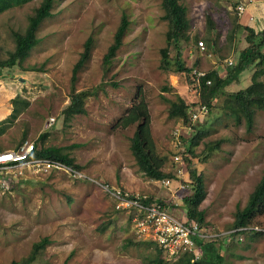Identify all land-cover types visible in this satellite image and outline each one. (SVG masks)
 Masks as SVG:
<instances>
[{
	"label": "rangeland",
	"instance_id": "374dc122",
	"mask_svg": "<svg viewBox=\"0 0 264 264\" xmlns=\"http://www.w3.org/2000/svg\"><path fill=\"white\" fill-rule=\"evenodd\" d=\"M41 1L28 0L0 13V58H6L14 48L13 32H24ZM257 1L264 9V2ZM180 3L186 7L189 22L187 40L180 44L184 63L197 71L223 73L225 64H234L239 51L247 46V30L238 22L231 1ZM50 11L36 30L38 43L28 56L0 70V104L4 105H0V120H7L11 113L10 98L19 95L28 101L17 117L4 125L0 149L16 148L25 140L34 143L47 130L43 145L61 147L79 170L95 181L54 171L0 193V264L28 256L32 244L45 236L49 243L36 259L43 264H149L154 245L137 243L140 239L127 214L115 210L101 183L170 200L168 188L138 170L129 148L135 125H115L132 104L137 87L141 88L156 151L168 156L163 170L172 169L170 134L179 121L168 117L165 98L180 95L187 102H196L198 96L182 74H170L159 67L168 29L161 0H53ZM123 14L128 27L107 67L103 57ZM89 36L93 39L91 55L75 82L77 91L90 92L84 103L86 113L65 119L62 111L70 101L72 67ZM200 40L204 49L198 47ZM175 51L171 45L170 55ZM253 70L242 71L218 95L207 116L194 124L205 129L194 149V162L206 189L199 206L205 216L202 225L209 233L223 237L219 244L225 264H264V234L253 236L246 231L225 238L232 232L235 210L245 205L264 170V111H255L248 129L243 117L237 123L225 108L231 92L251 83ZM258 79L264 81V72ZM168 85L172 89L162 91ZM50 118L54 121L47 125ZM183 135L187 137L189 129H184ZM216 142V149L209 151ZM175 185L174 180L171 190ZM179 199L171 200L181 205L169 207V211L185 221V208ZM253 224L255 229L264 230V214Z\"/></svg>",
	"mask_w": 264,
	"mask_h": 264
},
{
	"label": "trees",
	"instance_id": "16d2710c",
	"mask_svg": "<svg viewBox=\"0 0 264 264\" xmlns=\"http://www.w3.org/2000/svg\"><path fill=\"white\" fill-rule=\"evenodd\" d=\"M27 1L28 0H0V13L11 7L20 6ZM52 4L53 0H42L35 8L34 13L29 16L28 24L24 32H13L14 48L8 52L6 58H0V70L2 68H11L21 63L28 56L30 50L38 43L36 30L39 24L51 15L50 10ZM161 5L164 10L162 18L168 21V29L165 33L166 45L160 49L161 59L159 67L164 72L170 74H182L185 78V82L198 96V101L196 102H187L180 95H176L175 99L165 98L169 104L168 117L187 124L190 122L188 114L189 106L202 103L205 104L210 111L211 108L215 106V100L218 95L223 92L224 88L237 80L242 71L253 67L254 70L251 75V83L243 89L231 92L225 99V108L231 111L230 113L234 116L236 122L239 123L243 117L246 121L247 128L250 129L255 111L258 109L264 111V81L258 79V76L264 72V28L254 30L252 27L245 25V29L247 30V46L239 51L234 64H225L226 68L223 73L217 70H209L197 79L196 75L193 73V67H189L184 63L180 48L181 41L187 40L185 30L188 28L189 22L186 17V7L180 3V0H161ZM128 23L127 17L123 14L114 32L113 41L103 57V64L107 67L110 66L116 52L122 45V38L127 30ZM210 41L209 39L206 40L207 43H211ZM171 45H173L176 50L173 56L170 55ZM83 46V51L72 67L70 101L62 111L65 119L69 116L86 113L84 103L86 97L90 95V92L89 90L77 91L75 82L77 79V72L81 70L86 61L90 58L93 47L92 36L86 38ZM140 89L141 88L137 87L132 104L124 111L122 116L117 119L115 125L122 128L135 125L134 132L130 138L129 148L135 159L138 170L143 175L154 181L163 178H173L172 172L163 170L168 156L160 155L156 151L150 127V113L147 103L141 95ZM171 89L169 85L162 87V91H169ZM10 102L12 104V110L7 120L0 121V134L4 132V125L7 124V121L16 118L28 104V101L21 99L19 95L10 99ZM204 131V126L197 129L194 125L193 130L187 137L184 135L182 136V148L180 153L182 156L184 175L181 181L187 184V187L179 190L178 194V198H180L179 200L181 201L180 203H183L182 205H184L185 208L184 216L186 217V222L197 221L200 224L205 223L204 211L199 206L206 196V189L203 181V174L198 170L194 162V149L201 141ZM46 136L47 130L40 133L37 139H35L33 156L59 160L72 168L79 169V166L73 162V158L65 153L61 147L52 145L44 146L43 141ZM217 146L218 142L213 143L208 147V150L212 151L216 149ZM155 199L154 196H149L147 201L151 202ZM156 200L162 205L169 206L170 201L167 202L162 198ZM180 205L170 202L169 207L177 208ZM117 211L125 212L124 210ZM263 214L264 170L260 180L249 194L245 205L243 207H237L235 210L234 219L230 227V230L233 231L227 234L225 238L228 236L234 237L246 231L251 232L253 236L264 234V230H256L252 227L254 226L253 222L256 217ZM127 218L131 223L130 216H127ZM219 238L223 237L216 236L206 241L196 239L195 241L200 249L201 256L195 261H190V256H188V254L181 255L174 259L166 258L162 248L149 240L140 239L137 243L154 245V254L148 259L149 264H225L224 251L219 244ZM127 241L135 243L130 239ZM48 243L49 239L46 236L35 241L31 246L28 256L21 260H11L8 264H43L36 261V259Z\"/></svg>",
	"mask_w": 264,
	"mask_h": 264
},
{
	"label": "built area",
	"instance_id": "2783aa9c",
	"mask_svg": "<svg viewBox=\"0 0 264 264\" xmlns=\"http://www.w3.org/2000/svg\"><path fill=\"white\" fill-rule=\"evenodd\" d=\"M230 1L231 9L234 10L238 17L246 12L249 5L253 4L254 6H258L257 0ZM261 1L264 2V0ZM249 19L253 20L254 17L251 15ZM262 28H264V25ZM198 44L200 49H204L202 40ZM193 73L197 79L205 74V72L197 70H193ZM208 112V107L205 104L198 103L194 106L191 105L188 108L190 122L184 124L179 121V124L171 130V163H173V166L170 172L173 173L174 177L156 180V182L170 190V200H167V202L171 200L174 202L175 199L177 201L179 190L187 186V184L181 181L184 175L182 156L180 153L182 148V131L187 128L190 134L193 130V125L200 118L207 116ZM53 121L54 118H50L47 125L52 124ZM34 149V143L25 140L16 148L0 150L1 194L14 190L24 181H30L38 175L54 171H62L71 177L81 180L95 181L79 169L72 168L59 160L34 157ZM175 178L179 179L177 180ZM174 180L176 181V187L174 190H171ZM101 185L105 187V191L113 199L114 208L124 210L127 216H130V224L133 226L137 238L156 243L162 248L166 258L174 259L188 254L190 261H195L201 256L200 249L195 240L206 241L219 235L209 233L206 227L197 221H181L169 211V206L162 205L156 199L148 202L149 195L146 193L131 192L119 187H109V185L104 183H101ZM174 204L177 203L175 202Z\"/></svg>",
	"mask_w": 264,
	"mask_h": 264
},
{
	"label": "crops",
	"instance_id": "0c3cea01",
	"mask_svg": "<svg viewBox=\"0 0 264 264\" xmlns=\"http://www.w3.org/2000/svg\"><path fill=\"white\" fill-rule=\"evenodd\" d=\"M251 15L254 17L253 20L249 19ZM237 19H238V22L241 23L242 25H247L249 27H252L254 30H260L262 26L264 25V9L261 7V5L254 6L253 4H251L247 7L246 12L243 15L237 17ZM0 105L4 106L3 103ZM1 115L2 114L0 113V118H2Z\"/></svg>",
	"mask_w": 264,
	"mask_h": 264
},
{
	"label": "clouds",
	"instance_id": "9594fccd",
	"mask_svg": "<svg viewBox=\"0 0 264 264\" xmlns=\"http://www.w3.org/2000/svg\"><path fill=\"white\" fill-rule=\"evenodd\" d=\"M254 228V227H253ZM257 230V229H256ZM218 236H220V235H218ZM211 239H213V238H211ZM200 258V257H199ZM198 260V259H197Z\"/></svg>",
	"mask_w": 264,
	"mask_h": 264
}]
</instances>
